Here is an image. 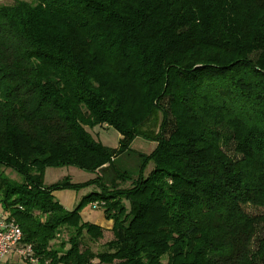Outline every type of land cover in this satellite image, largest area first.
<instances>
[{
  "label": "trees",
  "instance_id": "16d2710c",
  "mask_svg": "<svg viewBox=\"0 0 264 264\" xmlns=\"http://www.w3.org/2000/svg\"><path fill=\"white\" fill-rule=\"evenodd\" d=\"M137 138L154 149L132 151ZM129 155L135 168H117ZM68 166L97 187L72 211L53 192L84 185L44 184ZM92 203L112 222L96 253ZM245 205L264 207V0L0 5V218L36 260L5 264H248Z\"/></svg>",
  "mask_w": 264,
  "mask_h": 264
},
{
  "label": "rangeland",
  "instance_id": "374dc122",
  "mask_svg": "<svg viewBox=\"0 0 264 264\" xmlns=\"http://www.w3.org/2000/svg\"><path fill=\"white\" fill-rule=\"evenodd\" d=\"M15 0H0L1 4H12ZM28 1L29 0H24ZM86 131L93 136V138L97 141H100L104 146L110 147V148H116L119 140V134L113 130L108 128L107 126H98L91 129H86ZM155 147L154 143L147 142L146 140L137 138L134 140V142L131 145V150L137 153L141 154H149ZM136 157L133 155L129 156H122L116 163L117 168L120 170H132L135 168V165L137 163ZM151 169V167L148 168L147 172ZM5 173L10 176L12 179H18V177L14 174H12L9 170H4ZM94 176L92 174H88L82 171H79L71 166L63 167V168H52L47 169L44 174V184L45 185H51L57 182H60L64 179H69L70 182L76 183V184H86L90 182ZM127 186V185H126ZM97 191L96 186L91 185H84L83 187H80L77 189V204L80 203V200L93 192ZM93 207L98 206L96 203H92ZM244 213L248 215L249 217H252L254 220V236L252 240L247 245L248 250V264H259L258 260L253 259V254L256 251L257 248V242L262 238V231H261V225L256 221L257 217L260 215H264V207H254L252 205H245L242 207ZM81 217L84 222H90L94 223L96 221L95 219L100 216V209H94L90 206H84L81 210ZM113 239L112 231H104L102 234V238L99 240L97 244H93L91 246V250L96 253L103 250V245L107 243L108 241H111ZM57 244V243H56ZM53 246H55L53 244ZM19 257L14 255L13 253H9L5 258L3 259L1 264H5L8 260H15L16 263H18Z\"/></svg>",
  "mask_w": 264,
  "mask_h": 264
},
{
  "label": "built area",
  "instance_id": "2783aa9c",
  "mask_svg": "<svg viewBox=\"0 0 264 264\" xmlns=\"http://www.w3.org/2000/svg\"><path fill=\"white\" fill-rule=\"evenodd\" d=\"M21 239L22 232L15 222L0 218V264L9 253H14L31 263L36 262L29 247H19Z\"/></svg>",
  "mask_w": 264,
  "mask_h": 264
},
{
  "label": "crops",
  "instance_id": "0c3cea01",
  "mask_svg": "<svg viewBox=\"0 0 264 264\" xmlns=\"http://www.w3.org/2000/svg\"><path fill=\"white\" fill-rule=\"evenodd\" d=\"M53 196L55 198V200L66 210L68 211H72L77 205V194L74 191H70V190H62V191H55L53 192ZM94 209H100L99 207H93L92 204L88 205ZM101 213L100 216L97 217L94 221V225L99 226L102 231H110L112 229V222L111 221H107L104 218L103 212L100 209ZM81 214V213H80ZM90 223V222H88Z\"/></svg>",
  "mask_w": 264,
  "mask_h": 264
}]
</instances>
